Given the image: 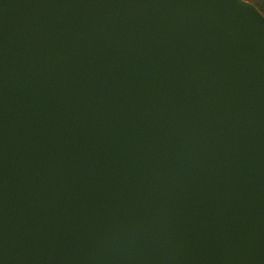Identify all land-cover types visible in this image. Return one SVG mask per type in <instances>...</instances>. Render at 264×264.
<instances>
[{"label": "water", "instance_id": "95a60500", "mask_svg": "<svg viewBox=\"0 0 264 264\" xmlns=\"http://www.w3.org/2000/svg\"><path fill=\"white\" fill-rule=\"evenodd\" d=\"M0 264H264V16L0 0Z\"/></svg>", "mask_w": 264, "mask_h": 264}, {"label": "trees", "instance_id": "16d2710c", "mask_svg": "<svg viewBox=\"0 0 264 264\" xmlns=\"http://www.w3.org/2000/svg\"><path fill=\"white\" fill-rule=\"evenodd\" d=\"M241 3L247 4L257 11H259L264 16V8L261 7V4H264V0H239Z\"/></svg>", "mask_w": 264, "mask_h": 264}, {"label": "snow or ice", "instance_id": "6c2138e0", "mask_svg": "<svg viewBox=\"0 0 264 264\" xmlns=\"http://www.w3.org/2000/svg\"><path fill=\"white\" fill-rule=\"evenodd\" d=\"M261 7L264 8V4H261Z\"/></svg>", "mask_w": 264, "mask_h": 264}]
</instances>
